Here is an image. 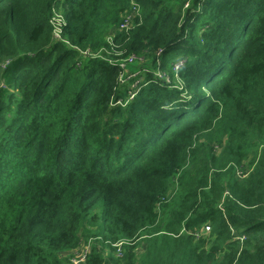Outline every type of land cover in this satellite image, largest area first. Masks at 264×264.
Segmentation results:
<instances>
[{
	"label": "trees",
	"instance_id": "16d2710c",
	"mask_svg": "<svg viewBox=\"0 0 264 264\" xmlns=\"http://www.w3.org/2000/svg\"><path fill=\"white\" fill-rule=\"evenodd\" d=\"M83 240L80 264H264V0H0V264Z\"/></svg>",
	"mask_w": 264,
	"mask_h": 264
},
{
	"label": "rangeland",
	"instance_id": "374dc122",
	"mask_svg": "<svg viewBox=\"0 0 264 264\" xmlns=\"http://www.w3.org/2000/svg\"><path fill=\"white\" fill-rule=\"evenodd\" d=\"M54 18H55L54 21H55L56 26L59 27L60 24L63 22V13H62V10L56 8L54 10ZM57 32H58V30H57ZM57 32H56L55 37H54L56 40L59 39V35H57ZM87 52H88L87 50L86 51H82L83 55H88L89 53L87 54ZM128 60L129 59H127V60L126 59L125 60H121V67L123 69V73H121L120 80L122 79L121 83L124 82V84H127V85H129V83H131V87L134 86V88H131L133 90V89H135L137 87L136 84L138 82L132 84L131 81L125 80V78H126V76L129 73H132V74H134L136 76H139L138 74H140L141 62L143 60H139V58L138 59L135 58L132 61H128ZM8 62L9 61L6 60V61H4L3 64L6 63V65H7ZM173 69L175 70V65H174V68ZM156 72H160V73H162V75H164V73L162 71H160L159 69ZM165 74L166 75H169L168 72H165ZM142 77H144V76H142ZM3 85L6 87V84L5 83H3L2 86ZM128 93L129 94L127 95V97L130 96L131 90H129ZM132 97H133V95L130 96V98H132ZM240 172L243 173V170H240ZM87 242L83 240L81 242L82 244L77 249L68 250L67 252H64L63 253L64 255H66L67 257H69V259L71 261V264H80V263H83L84 255L88 252ZM141 249H142V246L140 247V251H141Z\"/></svg>",
	"mask_w": 264,
	"mask_h": 264
},
{
	"label": "built area",
	"instance_id": "2783aa9c",
	"mask_svg": "<svg viewBox=\"0 0 264 264\" xmlns=\"http://www.w3.org/2000/svg\"><path fill=\"white\" fill-rule=\"evenodd\" d=\"M136 14H137V12H134L133 14H129V15H127L126 18H124V21L120 23V25H119L118 28L121 29V30L128 31V30L132 27V21H133L134 17L136 16ZM54 19H55V18H54ZM54 24H55V21H54ZM63 24H65V20H64V18H63V22L60 24L59 27H57L56 24H55L54 37H55V34H56L57 30H58L57 35H59V39L62 38ZM135 58H136L135 56H131L130 58H128V59H129L128 61H132V60H134ZM126 60H127V59H126ZM177 69H178V64L175 65V70L177 71ZM156 74H157L158 76H163L162 73H160V72H156ZM133 76H135V75L132 74V73H129V74L126 76L125 80H129V79H131ZM121 78H122V77H121ZM121 81H122V79H121ZM167 81H169V80H167ZM136 82H139V81H135L134 83H136ZM134 83H133V84H134ZM137 84H138V83H137ZM137 84H136V86H137ZM131 88H134V86L131 87ZM136 88H137V87H136ZM135 94H136L135 92H131L130 96H131V95L134 96ZM118 103H122V100H119Z\"/></svg>",
	"mask_w": 264,
	"mask_h": 264
},
{
	"label": "bare ground",
	"instance_id": "6f19581e",
	"mask_svg": "<svg viewBox=\"0 0 264 264\" xmlns=\"http://www.w3.org/2000/svg\"><path fill=\"white\" fill-rule=\"evenodd\" d=\"M65 20V19H64ZM121 29L118 28V31H120Z\"/></svg>",
	"mask_w": 264,
	"mask_h": 264
}]
</instances>
